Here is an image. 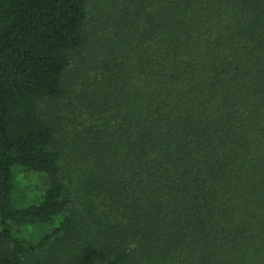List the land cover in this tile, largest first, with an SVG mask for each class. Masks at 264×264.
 I'll return each instance as SVG.
<instances>
[{"label":"trees","instance_id":"obj_1","mask_svg":"<svg viewBox=\"0 0 264 264\" xmlns=\"http://www.w3.org/2000/svg\"><path fill=\"white\" fill-rule=\"evenodd\" d=\"M0 264H264V0H0Z\"/></svg>","mask_w":264,"mask_h":264},{"label":"rangeland","instance_id":"obj_2","mask_svg":"<svg viewBox=\"0 0 264 264\" xmlns=\"http://www.w3.org/2000/svg\"><path fill=\"white\" fill-rule=\"evenodd\" d=\"M19 183L21 188H23L25 193L35 194L44 187L46 181L42 179L41 176L34 173H25L19 177ZM28 199H32L29 194L27 195Z\"/></svg>","mask_w":264,"mask_h":264}]
</instances>
